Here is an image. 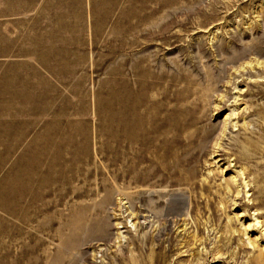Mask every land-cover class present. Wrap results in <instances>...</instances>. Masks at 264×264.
<instances>
[{"label":"rangeland","instance_id":"rangeland-1","mask_svg":"<svg viewBox=\"0 0 264 264\" xmlns=\"http://www.w3.org/2000/svg\"><path fill=\"white\" fill-rule=\"evenodd\" d=\"M80 1H83L82 9L83 5L85 7L81 15L77 13L80 6L76 4ZM58 2L59 22L64 23L69 17L65 5L75 4L71 7V12H74L78 22L82 21L84 25L82 31L71 23L60 34V42L62 41L74 54L76 52L77 57L64 58L65 61L60 66L57 64L58 68L68 61H76L78 65L84 63L86 66L84 71L73 76L76 78L75 81H64L58 76V82H54V77L51 76L55 75L53 67L56 68L51 62L53 58H46L49 61L47 66L42 65L39 58L33 55L9 54L1 58H8L13 64L21 66L24 74H34L40 83H45L42 88L50 95L58 88L57 96L73 99L77 106L80 103V108L84 102L71 92V89L79 91L80 77L86 79L83 84L88 87L94 85L96 88L100 82L98 90L104 95L112 76L120 75V64L123 65L124 61L119 58L153 55L152 59L166 64L168 68L175 67L177 62L206 82V73H216L217 61L225 58L233 43L238 44L235 40L238 36L249 42L258 35V32L261 34L264 30V0H179L178 4L169 8L157 26L145 27V30L152 34L143 33L140 45L130 47L124 40L119 44L118 39H114L112 35V40L103 39V45L98 43L94 44L96 47H92L90 12L94 23L95 0ZM36 3L37 6L34 8L30 6L21 13L5 15L8 26L3 27V35H10L19 29L20 25L13 23L19 18L28 19L27 24L23 26L27 33L34 31L37 26L49 29L50 23L57 20L52 16L54 12L45 11L40 18L42 3L46 2L38 0ZM163 11L165 10H161L160 13ZM34 16L35 20L32 19ZM110 26L111 22L107 17L105 30L109 31ZM169 29L171 33L167 34ZM36 36L38 38V33ZM78 37L82 38L80 43L75 41ZM260 37L263 42L258 52L261 53L249 50L237 62L226 65L228 68L225 69V79L232 78L230 76L232 75L236 80L234 83L236 87L227 84L228 89H225L224 80L216 85L218 91L230 95L229 101L239 99L237 103L229 105L227 109L222 106L212 110L214 105L207 108L206 103L211 102L207 95L201 94L202 90H199V94L205 98L201 103L204 109L201 106L196 114L203 124L216 126L200 148L189 147L191 164L195 165L197 172L195 183L183 186L170 185L166 189L173 192L177 189L185 194L188 214H183L178 209L177 202L180 200L174 196L175 194L165 195L166 198L159 197V194L166 193L159 186H151L150 191L154 190L151 197L146 194L147 188L141 190L135 186H140L139 182L132 184L130 188H123L121 177L117 175L113 177L114 171H119L117 169L119 162L104 161L98 149L104 148L106 142L104 141V144L101 142L103 138L100 140L92 138L91 158L94 162L89 165L88 175L82 176L85 169H80L78 177L71 182V186L77 187L75 191L67 190L65 185L59 186L58 189L62 193L58 192L57 204L55 200L47 199H42L45 205L38 200L30 201L33 212L36 213L46 206L48 210L39 211L36 214V221L27 223L25 233L19 238L5 239L13 252L12 257H16L20 264H29L30 256H36L39 258L38 264H46V247H49L48 252L53 254L56 250L55 245L61 242L53 230L57 228L58 222L67 223L70 214L75 212V217L82 219V222L89 223L94 217L98 219L103 217L108 220L109 226L104 227V231L92 234L93 236L82 235L78 242L79 248L68 250L58 264H264V70L243 72L239 74L240 76L235 75L233 70L234 66H243L248 60L252 64L256 60L264 61V35ZM198 42H202L201 53L204 58H192ZM101 51L105 54L103 58H100ZM23 61H28L30 67L22 65ZM91 63L100 64L101 68L94 69ZM202 64L208 70L202 69ZM7 79L13 81V88L20 84L17 77ZM0 80H4V77L0 76ZM11 98V104H16L13 96ZM90 103L87 98L86 115L70 112L63 115L64 123L67 124L69 120L77 123L85 120L92 125L99 121L94 116ZM13 107L18 106H11L9 110L1 112L0 117L9 118ZM232 110L236 113L235 120L238 121L237 126L232 128L236 130L231 133L232 130L228 128L226 133H223V127L218 122L223 121L226 114ZM42 113H47V122L42 120L36 124L31 121ZM103 115L101 112L100 120ZM51 116V111L43 106L32 108L24 121L25 127L19 126L16 131L24 132V142L10 144H20L17 147L25 150L11 153L10 164L0 175L10 169L17 171L21 168L29 157V146L40 143L44 138V127L50 125ZM243 122L250 125L249 133H244L241 128ZM7 139L12 140V137L7 136ZM48 155L51 157L52 152L49 151ZM46 162V168L50 170L52 161L48 159ZM242 171L244 174H240ZM235 175L237 183L232 182ZM105 179L108 182L106 184L112 188L110 202L106 206L94 203L104 196ZM231 183L234 184V193L227 190V187L232 189ZM125 196L130 202V209L125 207L128 204L122 202L125 201ZM158 211H162L160 217ZM46 213L53 217L52 222L55 223L51 232L45 229L37 230V220L42 221ZM0 216L6 218V214L1 210ZM14 223L22 227L24 225L20 219ZM249 240L254 243L255 248L247 243ZM22 244H26L24 248ZM259 249L263 250L262 258L258 259L260 262L254 259L259 255Z\"/></svg>","mask_w":264,"mask_h":264},{"label":"bare ground","instance_id":"bare-ground-1","mask_svg":"<svg viewBox=\"0 0 264 264\" xmlns=\"http://www.w3.org/2000/svg\"><path fill=\"white\" fill-rule=\"evenodd\" d=\"M37 1L1 0L0 6V18L3 17L0 19V76L4 77V80H0V113L9 110L11 106H18L10 110L9 118L0 117V151L7 153L0 158V173L6 166H9L11 153L25 150L17 147L20 144L7 146L3 140L4 136L11 134L13 142L22 144L24 132H14L18 126L25 127L24 121L32 108L43 106L52 113L50 125L44 127V138L40 143H36L32 147L29 146V157L21 165V168L17 171L10 169L0 175V210L6 214V218L0 216V262L8 264H20V261L16 257H12L13 252L5 239L16 240L19 238L25 233V225L36 221V214L39 211L48 210L46 206L35 213L32 211L30 201L38 200L42 205H45L42 199H47V201L55 200L57 204L58 192L62 193L58 189L59 186L65 185L67 190L75 191L77 187L71 186V182L78 177L77 173L80 169H85L82 176L88 175L89 165L94 162L91 158L92 138L99 140L103 138L101 142L103 144L104 141L106 142L104 148L99 147L100 149H98L104 161L119 162L117 168L119 171H114L113 177L116 175L121 177L123 188H130L132 184L139 182L141 185L135 186L140 189L147 188L146 194L151 197L150 195L154 191H150L151 186H159L166 192L163 195L159 194V197L166 198L165 195L175 194L174 196L180 200L177 202L178 209L183 214H188V208L185 206L187 203L185 194L177 189L174 192L169 190L172 193H167L169 191L166 189L170 185L183 186L195 183L197 172L195 165L191 164L189 147L200 148L216 126L203 124L196 114L201 106L204 109L201 103L205 98L201 94L207 95L211 102L206 103L207 108L214 105L212 110L222 108V106L227 109L231 104L237 103L239 99L235 98L229 101L230 95L218 91L216 85L224 80L225 89H228L227 84L236 87L234 84L236 80L232 75H230L232 78L225 79L228 68L226 65L237 62L249 50L261 53L258 52L260 44L263 42L260 36L264 35V30L261 34L258 32V35L251 41H247L248 43L243 41L244 38L238 36L235 39L238 44L233 43L228 52L229 55L226 54L225 58L217 61L216 73H206V82L177 62L175 67L168 68L166 64L152 59L153 55L119 58L124 61L123 65L120 64V75L112 76V81L108 83L104 95H101L98 90L100 82L96 88L94 85L88 87L83 84L86 79L80 77L81 79L78 80L81 82L79 91L71 89V92L84 102L80 108V103L77 106L73 99L57 96L58 88H55L52 91L53 94L50 95L42 88L45 83H40L34 74H24L21 71V66L13 64L8 58H1L9 54L33 55L35 58H39L40 63L44 66H47L49 62L46 58H53L51 62L54 66L56 65V68L52 69L55 75H49L54 77V82H58V76L64 81H75L76 78L73 76L86 69L84 63L78 65L76 61H68L61 68L57 66L65 61L64 58L77 57L76 52L74 54L62 41L60 42L62 30H66V27H69L71 23L78 30H84L82 21L78 22L76 14L71 12V7L75 4L65 5L69 17L62 23L58 21L60 2L44 0L46 4L42 3L40 18L46 11L47 13L54 12L52 16L57 19L54 23H50L49 29L37 26L34 31L27 33L23 26L27 24L28 19L19 18L13 22L20 25L19 29L10 35H3V27L8 26L5 15L21 13L30 6L34 8L37 6ZM82 3L83 1L76 3L80 6L77 11L80 15L85 11L84 5L83 9L81 7ZM178 3L179 0H95L94 23L92 22L93 15L90 12L92 47H96L94 44L98 43L103 45V39L112 40V35L114 39H118L119 44H122L124 40L130 47L140 45L143 33L152 34L150 31H146L145 27L157 26L159 21L164 19L169 8H173L174 4ZM161 10L165 11L160 13ZM107 17L111 22L109 31L105 30ZM32 19L35 20L36 16ZM36 33L39 35L38 38ZM170 33L169 29L167 34ZM75 41L80 43L82 38L78 37ZM201 43L196 44L197 50L192 58H204L201 53ZM100 54V58L105 56L103 51ZM218 56L220 57L221 54L219 53ZM22 65L30 67L28 61H23ZM90 65L94 69L101 68L100 64L92 65L91 63ZM201 67L208 70L204 64ZM260 69L264 70V61L256 60L252 64L248 60L247 64L240 65V67L234 66L233 70L235 75L240 76V73ZM14 77L19 79L20 84L16 86L17 88H13V81L7 79ZM199 90H202L201 94H199ZM68 92L71 93L69 89ZM11 96L16 104H11ZM87 98L93 107L94 116L99 121L90 125L85 120L78 123L69 120L65 124L63 115L70 112H78L82 115L88 113ZM233 111L226 114L223 121L218 122L223 127V133H226L228 128L232 130L231 133L236 130L232 129L237 126L238 122L235 120L236 113ZM101 112L104 114L102 120H100ZM47 117V113H42L36 115L31 121L39 124L42 120L47 122ZM249 126L243 122L241 128L244 133L250 132ZM27 128H29L28 124ZM27 136H29V131H27ZM49 151L52 152L51 157L48 155ZM48 159L52 161L50 170L46 168ZM240 174H244V172L242 171ZM151 180L152 182H150ZM106 182L107 179L103 184L104 196L100 201L94 203H102L106 206L110 202L112 188ZM232 182H238L236 175ZM233 183H231L232 189L227 187L228 192L234 193ZM126 195L129 196L130 193ZM122 202L128 204L125 206L126 208H131L126 196L125 201ZM161 215L162 211H158V216ZM18 219L24 223L23 227L15 225L14 222ZM52 221L53 217L46 213L42 221L37 220V230L45 229L51 232L55 224ZM108 226L106 218L94 217L89 223H86V221L82 222V219H77L75 212H72L67 223L65 221L58 222L57 228L53 230L61 242L55 245L56 250L53 254L49 253V247H46V264H58L62 260V255L66 254L68 250L79 248L78 242L82 235L85 234L84 237L93 236L92 234L104 231V227L108 228ZM84 229H86L85 233ZM64 231L67 233L65 234ZM247 243L255 248L251 240ZM25 245L22 244V247L24 248ZM262 251L259 249V255L253 257L258 262H260L258 259L262 258ZM10 259L13 260L10 261ZM28 263L38 264L39 258L30 256Z\"/></svg>","mask_w":264,"mask_h":264},{"label":"crops","instance_id":"crops-1","mask_svg":"<svg viewBox=\"0 0 264 264\" xmlns=\"http://www.w3.org/2000/svg\"><path fill=\"white\" fill-rule=\"evenodd\" d=\"M19 128V126L17 127V129ZM17 129H16V131H17ZM14 132V133H20V132ZM7 136H11V134H8V135H6V136H4V138H3V140L6 142V145L7 146H11L10 144L13 142L11 139H7ZM7 153L6 152H4V151H0V158L1 157H3V156H5Z\"/></svg>","mask_w":264,"mask_h":264}]
</instances>
